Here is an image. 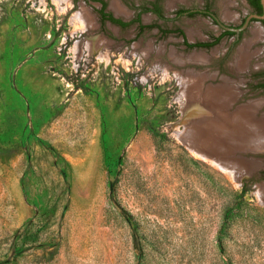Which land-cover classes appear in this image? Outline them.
<instances>
[{
	"label": "rangeland",
	"instance_id": "374dc122",
	"mask_svg": "<svg viewBox=\"0 0 264 264\" xmlns=\"http://www.w3.org/2000/svg\"><path fill=\"white\" fill-rule=\"evenodd\" d=\"M44 1L0 0V264H264L250 0ZM221 84L203 149L191 119Z\"/></svg>",
	"mask_w": 264,
	"mask_h": 264
},
{
	"label": "bare ground",
	"instance_id": "6f19581e",
	"mask_svg": "<svg viewBox=\"0 0 264 264\" xmlns=\"http://www.w3.org/2000/svg\"><path fill=\"white\" fill-rule=\"evenodd\" d=\"M57 1V4H59V1H61V0H56ZM70 1V0H69ZM68 1V2H69ZM42 2L44 3V5L46 4L45 3V1L44 0H42ZM41 2V3H42ZM71 4V3H70ZM65 5V4H64ZM67 5H68V3H67ZM60 7H62V6H60ZM68 7V6H67ZM112 7L114 8V10L117 12V13H125V11H124V9L118 4V2L117 1H114L113 2V5H112ZM71 9V8H70ZM64 11V10H63ZM64 13V12H63ZM66 13V12H65ZM126 15V14H125ZM227 16V15H226ZM83 22H85L84 21V19L81 17V15L79 14V13H75V15L73 16V18H72V23H73V25L75 26V27H80V25L81 24H83ZM242 52V51H241ZM243 52H245V51H243ZM103 53V52H102ZM246 53V52H245ZM244 53V55H242L241 57H242V59H241V62H242V60L244 61V64H245V60H247L246 59V57L247 56H249V55H247L246 56V54ZM241 54H243V53H241ZM104 57V56H103ZM107 58V57H106ZM190 58H191V60H201V61H205L206 60V56H205V54H201V53H194V54H192L191 56H190ZM248 58V57H247ZM237 63V62H236ZM238 64H240V63H238ZM241 64H243V63H241ZM242 68V67H241ZM244 68V67H243ZM191 73H194V72H192L191 71ZM196 74V73H195ZM195 74H190V75H187V76H185V75H183V74H181V76H180V78H182L183 80H189V79H191L192 81H194L193 82V84H194V89H193V91L195 92V94L196 93H198L197 92V90H198V87H199V81L201 80V79H199L200 77H202V78H204V76H202V75H200V77H198V76H196ZM209 75V74H208ZM199 79V80H198ZM202 87V86H201ZM194 92H193V94H194ZM194 94V95H195ZM232 95V93L230 92V89L224 84H221V85H217V86H212V87H209L208 89H207V92H206V97H205V102L207 101L208 102V104L207 105H203L204 107H203V110H201V111H203V113H202V115L201 114H197V113H195V115L193 116V118L191 119V123H192V127H193V131H191V133H192V135H193V137H194V140L196 141V142H194L195 144H193V145H195V146H200L201 148H203V149H206V148H204L205 147V145L207 146V144H210L209 142L211 141V137L213 136V134L211 135V131H212V133H213V127L214 126H211V122L209 121V119H208V117H209V111H210V102L212 101H219L220 102V105L221 104H223L227 99H229V96H231ZM201 100V99H200ZM203 103V102H202ZM226 103V102H225ZM205 104V103H204ZM224 105V104H223ZM218 108H220V107H218ZM217 108V109H218ZM200 109H201V107H200ZM209 110V111H208ZM216 118V117H215ZM219 121V120H218ZM220 122V121H219ZM237 122V121H236ZM217 123V122H216ZM216 123H214V125L216 124ZM220 126V125H219ZM192 127H190V128H192ZM211 128H212V130H211ZM214 129H216V127L214 128ZM179 131V130H178ZM178 133V132H177ZM179 135V134H178ZM189 135V134H188ZM216 135V134H215ZM215 135H214V139H215ZM187 137H189V136H187ZM186 137V138H187ZM214 139L211 141L212 143H213V141H214ZM193 140V141H194ZM188 143H190V141L188 142ZM192 143V142H191ZM188 145V144H187ZM192 145V144H191ZM190 149L191 150H193L194 151V153H197L198 151H196L195 149H194V147L193 146H190ZM214 161V160H213ZM214 163V162H213ZM216 164V163H215ZM233 168V167H232ZM229 171V170H228ZM230 174H231V172H230ZM232 176V175H231ZM262 195V194H261Z\"/></svg>",
	"mask_w": 264,
	"mask_h": 264
},
{
	"label": "trees",
	"instance_id": "16d2710c",
	"mask_svg": "<svg viewBox=\"0 0 264 264\" xmlns=\"http://www.w3.org/2000/svg\"><path fill=\"white\" fill-rule=\"evenodd\" d=\"M102 1V0H101ZM103 2V1H102ZM253 8L255 9V13L261 15L263 13V6H262V3H261V0H250ZM105 3L103 2V5ZM149 10H151V8H148ZM154 11L159 15L160 14V10L158 8H154ZM107 19H109L110 21L114 22V23H117V24H120V25H126L127 23L126 22H123L117 18H115L114 16L110 15V14H107ZM264 22V20H262ZM230 33V32H228ZM191 46V44H189ZM198 46H206L208 44H205V43H200V44H197Z\"/></svg>",
	"mask_w": 264,
	"mask_h": 264
},
{
	"label": "water",
	"instance_id": "95a60500",
	"mask_svg": "<svg viewBox=\"0 0 264 264\" xmlns=\"http://www.w3.org/2000/svg\"><path fill=\"white\" fill-rule=\"evenodd\" d=\"M261 3H262V6H263V13L261 15L255 14V15H252L251 17L258 18L259 20H264V0H261Z\"/></svg>",
	"mask_w": 264,
	"mask_h": 264
},
{
	"label": "flooded vegetation",
	"instance_id": "af4514ba",
	"mask_svg": "<svg viewBox=\"0 0 264 264\" xmlns=\"http://www.w3.org/2000/svg\"><path fill=\"white\" fill-rule=\"evenodd\" d=\"M159 15H160V17H161V16H163L162 12H160V14H159Z\"/></svg>",
	"mask_w": 264,
	"mask_h": 264
}]
</instances>
